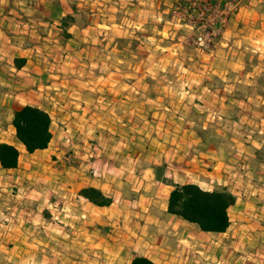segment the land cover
<instances>
[{"label":"crops","instance_id":"0c3cea01","mask_svg":"<svg viewBox=\"0 0 264 264\" xmlns=\"http://www.w3.org/2000/svg\"><path fill=\"white\" fill-rule=\"evenodd\" d=\"M112 1L0 0V143L19 150L16 167L3 168L0 164V255L8 253L10 264H21L17 256H31L36 249L30 232L20 228L29 217L15 214L36 192L30 180V160L35 157L47 164L57 161L58 187L63 190L73 189L75 181L83 178L81 170L66 167V146L61 141L65 134H57L59 144L53 145L55 121L57 126L90 121L96 131L89 136L97 142H91L94 147H83L88 153L77 152L84 159L93 157L88 166L97 164L100 158L108 165L122 161V183H133L130 197L139 207L132 210V215L147 216L141 209L155 212L159 204L167 212L171 183H196L208 190L226 187L236 196L229 209L230 220L238 224V233L243 232L236 240L245 243L251 239L247 230L257 222L253 217L264 211L262 201L249 195L261 196L264 191V0H241L239 12L211 51L181 45L173 37L165 41L160 36L162 27L157 16L177 0L131 3L124 10L130 23L122 29L121 39H116ZM97 3L104 8H90ZM101 27L111 32L100 40L96 32ZM138 30L141 35L130 38L128 32ZM66 37L67 44L80 47L75 62L86 71L79 73L82 86L70 94L73 101L66 98L51 113L44 82L46 64L49 58L59 59L49 52L55 47L61 49ZM115 64H120L119 74L114 71ZM166 73L181 80L182 85L173 90L146 82L160 80ZM83 74L104 78L103 87L92 88L102 94L89 102L94 110L99 109V115L84 112L90 107L83 104L87 102L82 95L91 89L85 86L88 81L81 80ZM116 76L120 77V86L113 82ZM162 93L167 97L162 98ZM25 105L40 107L52 118L49 146L32 153L17 139L12 124L13 113ZM146 107L152 111L148 119ZM116 110L121 111L118 118ZM212 111L222 118H212ZM114 121L121 127L119 137L106 130L112 129ZM97 127L105 128L104 137L97 133ZM109 172L96 176L95 171L87 180L89 185L76 187L78 196L81 188L94 186L112 197L113 205L114 176ZM38 175L41 179L43 174ZM45 192H49L47 186ZM77 250L63 248L58 255L76 256ZM135 255L151 258L145 252L133 253L127 264ZM75 263L73 258H63L60 264Z\"/></svg>","mask_w":264,"mask_h":264},{"label":"rangeland","instance_id":"374dc122","mask_svg":"<svg viewBox=\"0 0 264 264\" xmlns=\"http://www.w3.org/2000/svg\"><path fill=\"white\" fill-rule=\"evenodd\" d=\"M135 1H112L114 12H116L113 32L117 35L116 39H121L122 29L127 28L125 26L127 22L130 23L127 20L129 16L124 10ZM185 1L188 0H177L162 8L161 14L157 16L159 25L162 27L160 36L165 41L173 37L181 45L189 44L202 50L194 42L193 29L180 23V19L183 18L185 13ZM92 7L104 8V4L90 5V8ZM107 31L111 32V30ZM110 32L106 33L104 27H101L96 35L101 40L104 39L106 34L110 35ZM128 34L131 36L130 38H135L138 34L141 35V31H132ZM113 37L115 38V35ZM68 39V37L65 40L63 39L61 49L56 50L57 47H55L52 52L50 49L49 54L52 53V56L54 54V56L57 55L58 57L59 55L60 57L57 61L49 58L50 62L46 64V80L44 82L45 86H48L46 96L51 113L57 107H60V104L66 98L69 99L66 100L67 102L73 101L70 94L82 86L78 82V78H81L79 73L86 71L83 67L77 66L75 62L80 47L76 43L67 44ZM164 40L162 43H167ZM100 50L102 51L100 54H103L104 47H101ZM118 54L116 55L118 56ZM84 55L87 54L84 53ZM170 66L169 64L168 68ZM103 67V64H101L100 70L103 71ZM114 71L120 73V64H115ZM169 74L166 73V76H163L160 80L150 79L146 82H149L151 86L152 83H155L154 85L160 88L171 87L173 90L180 87L182 81L172 79ZM83 77L81 80L88 81L85 86H88L91 91L84 89L90 93L84 91L82 97L86 100L85 102L89 103L92 99L98 98L99 94H102L92 88L103 87L104 78H88L85 74H83ZM116 77L113 82L116 86H120V77ZM161 96L162 98L167 97L165 93H162ZM87 103H83L90 107L84 111L86 114L93 116L100 114L99 109L94 110V105ZM72 109L77 110L76 108ZM72 109L69 108L70 111ZM80 109H82V106ZM100 109L102 111L103 107H100ZM150 112L152 111H149L146 107V119H148V114H151ZM115 113L117 118L121 115L120 110H116ZM58 125L55 121L53 127L56 138L53 145L59 144L57 134L64 133V138L62 137L61 141L65 142L66 146V167H70L72 170H74V167L83 173V178L76 180L75 186L89 185L87 180L94 177L95 171L98 173L96 176H101V174L108 173L111 169L113 174L109 173L114 176V204L105 207L97 206L78 196L76 187L71 190L59 188L60 177L55 170L59 163L57 161L50 164L39 163V159L32 158L30 162L33 168V176L30 180L33 182V188L37 193H32L27 206L16 210L15 214L29 217L27 223L20 225V228L30 232L35 239L36 249L31 256L27 255L22 258L17 256L19 263L60 264L63 258L66 261H68V258H73L76 261L75 264H127L133 253L145 252L156 264H264V211L262 214L258 212L260 215L253 217V220H257V222H252V227L247 230L251 235V239L245 243L244 241L238 243V240H236L239 235L242 236L243 232L238 233L235 230L238 224H234V221H231V226L227 229L226 234H218L201 231L197 225L168 214L161 204L156 207L155 212H146L141 209V212L147 213V216L132 215V210L136 211L139 207L137 204L133 205V199L130 197L133 192V183L131 181H128L127 184L126 181L122 183L123 180L120 175L122 161L118 160V163L113 162L112 165H108L103 158H100L97 164L88 166V163L93 161L92 156L84 159L77 152L82 150V152L88 153L87 149L83 147H94L91 142H97V139H91L89 136V134L92 135L96 131V129L93 130L94 126L92 127L90 121L85 122L84 125L73 123H59ZM97 128L100 129L97 133L104 137L105 128ZM106 130H112L113 135H116L114 137H119L121 127L114 121L112 129L106 128ZM113 141L117 142L116 139H113ZM54 158L57 157L54 155ZM38 174H43L41 179H39ZM44 185L49 188V192L44 193ZM249 195L252 199L253 197L259 198L258 200L262 201L264 207V191L261 192V196L257 193L255 195L249 193ZM252 212L257 213L254 209ZM246 238H248V235ZM8 244L7 242L6 245ZM8 246L6 247L8 248ZM73 247L78 249L76 256L65 255L63 257L60 254L58 255V252L62 251L63 248ZM11 262L8 253L0 255V264H10Z\"/></svg>","mask_w":264,"mask_h":264},{"label":"trees","instance_id":"16d2710c","mask_svg":"<svg viewBox=\"0 0 264 264\" xmlns=\"http://www.w3.org/2000/svg\"><path fill=\"white\" fill-rule=\"evenodd\" d=\"M69 35V34H68ZM12 124L17 139L30 153L49 146L53 132L50 114L37 106L25 105L13 113ZM19 150L8 143H0V164L13 168L18 164ZM167 201V212L204 232H225L230 226L229 209L236 202V196L226 187L203 189L196 183H171ZM79 194L97 206H108L113 198L99 188L86 186ZM130 264H156L145 256L135 255Z\"/></svg>","mask_w":264,"mask_h":264},{"label":"built area","instance_id":"2783aa9c","mask_svg":"<svg viewBox=\"0 0 264 264\" xmlns=\"http://www.w3.org/2000/svg\"><path fill=\"white\" fill-rule=\"evenodd\" d=\"M180 23L194 31V42L202 50H212L232 18L240 10L241 0H188ZM212 118H222L212 111ZM69 141V139L67 138Z\"/></svg>","mask_w":264,"mask_h":264}]
</instances>
